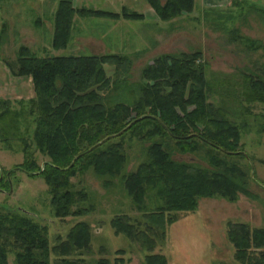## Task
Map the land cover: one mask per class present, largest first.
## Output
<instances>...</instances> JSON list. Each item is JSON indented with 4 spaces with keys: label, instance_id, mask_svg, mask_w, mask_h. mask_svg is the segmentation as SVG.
<instances>
[{
    "label": "trees",
    "instance_id": "1",
    "mask_svg": "<svg viewBox=\"0 0 264 264\" xmlns=\"http://www.w3.org/2000/svg\"><path fill=\"white\" fill-rule=\"evenodd\" d=\"M147 1L164 21L193 12L196 4L195 0ZM239 2L247 1L235 3ZM76 14L104 19L144 18L142 12L127 7L116 12L59 0L54 15V48L69 44ZM244 39L259 47L255 41ZM110 62L124 66V71L131 65L128 56L118 54L39 57L21 45L14 73L32 78L36 97L30 99L27 109L23 100L18 101L20 109L10 100H0V139L12 149L10 137L20 135V118L27 112L35 116L33 142L25 141L21 149L25 159L17 169L45 179L54 214L63 220L84 215L91 208L79 204L87 195L75 190L71 182L79 171L92 168L99 176L119 177L142 218L116 215L111 220L116 234H124L142 246L145 264H169L166 255L156 249L165 242L167 229L180 218L179 213L195 211L201 197L235 201L240 194L254 196L247 186L251 179L258 182L255 173L229 158L245 155L240 139L249 122L241 113L249 108L245 102H264V77L245 75L243 84L232 90L235 97L227 94L217 103L212 98L217 89L206 75L201 50L157 57L144 68L145 81L140 83L113 80L105 69ZM259 129L264 131V122ZM128 135L150 142L147 160L131 171L127 170ZM32 146L50 158L44 166L35 158ZM175 152H203L212 168L177 161L173 159ZM11 173L0 165V181L9 190ZM150 192L156 202L153 207L148 201ZM20 212L7 209L0 213V264H9L12 246L18 249L17 264H52V253L54 264L127 263L124 249L116 251L113 261L107 257L88 261L81 256L92 242L87 221L76 222L65 237L59 235L51 245L48 227ZM226 227L237 261L264 264V227L232 220Z\"/></svg>",
    "mask_w": 264,
    "mask_h": 264
},
{
    "label": "rangeland",
    "instance_id": "2",
    "mask_svg": "<svg viewBox=\"0 0 264 264\" xmlns=\"http://www.w3.org/2000/svg\"><path fill=\"white\" fill-rule=\"evenodd\" d=\"M238 1L242 0H209L207 3L197 0L193 12L162 20L164 22L142 24L144 27L139 29L131 24L133 19L120 18L128 22L110 27L103 21L104 18L76 14L69 44L56 49L52 46V39L59 0H0V100H10L17 109L22 107L18 101L23 100V107L27 109L30 99L36 97L32 78L14 73L21 45L28 46L39 57L128 56L131 59L128 71L123 70L124 66L111 62L105 65V69L113 80L126 79L132 83L144 82V68L163 54L201 50L206 62V75L217 89V93L212 94L213 100L218 103L227 94L235 97L232 90L236 91L243 84L245 75L264 77V5L254 0L237 5ZM74 3L77 7L116 12L127 7L147 13L148 7H151L147 0H74ZM145 17L135 20L142 21ZM233 29L238 32L235 34ZM134 30L139 31V36H133L136 33ZM152 34L155 38L151 37ZM119 36L125 41L123 45L111 44V37L117 39L115 37ZM244 38L255 41L254 45L259 47L254 48ZM109 45L122 50H105ZM244 104L249 107L241 113L249 122L240 139L241 151L245 155L230 157L229 161L255 173L258 182L251 179L247 186L254 196L240 194L235 201L222 197H201L195 211L179 213L180 218L167 229L165 242H160L156 249L166 255L169 264H242L235 259L234 248L227 238V222L232 220L246 222L252 227H264V131L259 129L264 122V102ZM34 119L35 116L29 112L20 118V135L10 137L12 149L0 139V165L5 172L12 170L9 175L12 190L0 181V213H5L7 209H24L35 214L31 216L48 227L51 245L56 243L59 235L65 237L76 222L87 221L92 228V242L90 249L83 250L81 255L86 260L107 257L113 261L116 251L124 249L126 264H145L146 251L142 246L124 234H116L111 225L112 218L120 214L142 218V212L136 210L119 177L99 176L92 168L79 171L71 182L75 190H82L87 195L79 204L91 208L84 215L69 216L63 220L54 214L45 179L17 169L25 159L21 150L25 141L33 142ZM125 143L129 155L127 170L131 171L147 160L146 148L150 142L128 135ZM32 152L41 166L50 160L35 146H32ZM202 154L175 152L173 159L212 168L205 153ZM105 181L110 182L109 185ZM152 196L153 192H150L148 201L153 207L156 202ZM12 247L8 261L9 264H17L18 249ZM51 259L54 264V253Z\"/></svg>",
    "mask_w": 264,
    "mask_h": 264
},
{
    "label": "crops",
    "instance_id": "3",
    "mask_svg": "<svg viewBox=\"0 0 264 264\" xmlns=\"http://www.w3.org/2000/svg\"><path fill=\"white\" fill-rule=\"evenodd\" d=\"M198 1H202L203 3H207L209 0H198ZM254 1L261 4V5H264V0H254ZM195 2H197V0H195ZM143 14L146 15V17L142 21L141 20H130L131 24L133 26H136V27L138 26L137 29H139L140 27H144L142 24H149L151 22L154 24H155V22H157V23L164 22L158 18V16L155 13V10L153 8H151L150 6L147 9V13H143ZM98 19H100V18H98ZM103 21L106 22V24H109L108 26H110V27L115 26L117 24H124V23L128 22L127 20H124V19H122V20H120V19H118V20L104 19ZM117 21H118V23H116ZM135 32L136 33H133V36L135 37L136 34L139 36V31H135ZM151 37L155 38L154 34H152ZM115 38H117V39H113L111 37V41H112L111 44H113V42H114V44L116 46L121 47L123 45V43L125 42V41H123V37L119 36V37H115ZM108 44H110V43H108ZM112 46L113 45H109V48L106 47L105 50L106 49H108L107 51H120V50H122V48H119V47L114 48Z\"/></svg>",
    "mask_w": 264,
    "mask_h": 264
},
{
    "label": "water",
    "instance_id": "4",
    "mask_svg": "<svg viewBox=\"0 0 264 264\" xmlns=\"http://www.w3.org/2000/svg\"><path fill=\"white\" fill-rule=\"evenodd\" d=\"M74 162H75V161L72 162L71 166L74 164ZM11 190H12V187H11ZM19 210H21V211H23V212H25V213H27V214H29V215H35V214H32V213H30V212H28L27 210H24V209H19ZM35 216H36V215H35Z\"/></svg>",
    "mask_w": 264,
    "mask_h": 264
}]
</instances>
